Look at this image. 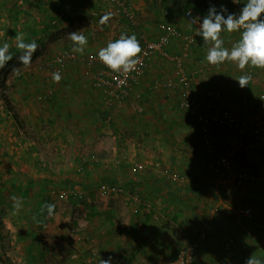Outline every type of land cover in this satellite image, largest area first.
<instances>
[{
  "label": "crops",
  "instance_id": "obj_1",
  "mask_svg": "<svg viewBox=\"0 0 264 264\" xmlns=\"http://www.w3.org/2000/svg\"><path fill=\"white\" fill-rule=\"evenodd\" d=\"M131 1L134 12L141 15V18L138 23L135 21L137 23L135 26L132 25L134 19H129L128 21H132L129 24L130 28L135 31L139 29L137 33H141L140 35L145 38V41L157 39L160 34V23L173 24L186 33H190L193 30V26L185 19L184 12H177L174 6L171 7V15L166 17V21L156 23L152 0ZM215 1L216 3H226L229 11H239L248 2V0H239L237 3L231 0ZM68 5L71 7L69 11L79 12L83 10L93 14L103 13L102 10L106 9L107 11L119 10L115 2L110 0H0V44L7 42L10 45V51L13 53V59L8 62V65L3 70H0V85L4 87L10 80L13 81H11L12 84H22L21 81L23 80L26 97H23L24 108L21 109V113L25 116L26 123L27 121L30 122L35 132L38 129H42L43 125H46V128L49 127L47 134L53 133L47 137L41 130L40 136L42 137L35 134L32 136V140L26 143L30 153L27 152L26 155L27 163L29 167L35 168V173L32 171V177L25 181L29 184L18 186V179H13L15 177V175H12L13 172L7 175L6 172L0 171V197H2L3 188L12 187L14 184L16 187H24L28 190L29 197L39 194L35 199L38 200L37 207L42 208V198L48 193L46 190L48 189V179L50 178L44 174L42 168L39 169L38 165L43 166L49 162L47 161L48 150L47 152L41 150L38 154H35L33 149L36 147L43 149L45 146L46 148H57L56 146H59L62 149L66 146L64 133L76 131L85 134L86 132H92L97 137L91 138V142L85 143L89 140L87 138L89 136L79 134L76 135L74 143L71 144L73 148L78 149L84 142L83 138H85L84 143L89 146L84 147L93 149L85 152V160L88 163H86L85 171H82L83 180L90 177L92 180H104L110 184L123 185L127 198L135 206L134 211L138 213V218L137 214L133 219L131 216L129 218V220L132 219L130 222H126L117 231L112 230L109 231V235H105V243L101 247H103L102 251L107 253L102 254L101 257H111L113 261L121 258L125 264H150V262L162 258L163 255H175L174 252L179 250L176 251L175 249L179 246V248L189 250L194 264H228L229 260L226 257V253H224L223 245L227 239L231 238L234 241L233 255H235L237 264H245L244 259L250 256L264 261V250L259 249L260 242L264 241V226L262 228L254 226V222L264 217V137L251 138L253 139V147L247 148L246 145L249 140L247 136L235 138V136H239L238 133L233 132L236 130L225 126H214L213 145L217 153L232 154L234 166L254 177L253 179H244L241 183H238L228 175H224V177L215 175L210 168L209 162H204L203 157L193 158V154V156L191 154L189 156L188 154L182 155L176 150L173 152L168 150V146L165 147L166 151H163V154L168 161L166 164L170 166L180 165L181 170L176 169V166H171V168L186 175L184 183H177L164 180L149 166L146 167L145 172L139 174L129 173V164L132 161H142L149 165L152 161H157L158 159L153 154L149 156V159H146L142 153L138 152V154L135 149L130 155L126 154L124 145H127V137L124 133H121V127L117 128V125L125 126L127 124L128 117L123 114L122 110L126 108L125 113L127 114L130 111V108L127 107L129 98L121 101V103L113 102L112 106L106 107L105 102L102 103L104 101L102 94L99 91L95 93L92 91V68L86 66L83 62L80 63V66H76V62L69 63L70 65L67 66L63 73L64 76L61 77L59 82H56V87H53L54 95L52 91L37 95L40 92V85L29 74L28 68L30 65L24 66L19 63L18 58L21 55V51L16 48L14 37L23 33L26 42L35 40L38 48L34 54L36 58L39 57L40 52L47 50L46 42L49 41V28L53 24L52 19L55 20L57 17L64 19L66 17L64 12ZM118 15L120 16L119 13ZM139 15H137L138 18ZM122 18L128 19L124 16ZM124 28L127 29L125 26H119V32ZM221 36L225 41V46L230 48L232 43L239 38V33H228L225 31L221 33ZM195 43L185 47L183 40L178 39L171 41L165 47L167 54L174 55L175 53L172 52H177L176 55L183 53L186 57L187 62L184 64V70L189 79L187 89L179 87L172 90L163 87L168 78L177 76L178 71L175 63L173 61L171 63L170 59L162 51H159L155 53L151 66H148L136 90L139 87L143 91L159 87L160 94H162L161 88L172 90L171 93L173 95L168 96H170L169 98H176L175 101H179V104L184 93L189 92L192 97L211 101L217 110L230 105L238 109L239 113H242L245 109H251L264 115V102L260 98V95L264 93V68L249 66L241 70L231 61H225L219 65L209 64L206 61L209 45L205 44L199 36H196ZM195 48L196 50H194ZM159 60H169L171 65L174 64L172 65L174 68H171V71H163L167 66L161 64ZM21 69H23V73H19L15 77L17 71ZM248 71H252L254 76L247 86L241 88L236 80ZM21 75H23V78L20 77ZM34 93L36 95H33ZM51 94L53 98L51 99V96V100L46 102L44 99ZM12 97L15 98L13 95ZM155 97L157 99L160 98L159 94L155 95ZM242 101H245L244 105ZM172 103L171 100H167L169 107L172 106ZM98 112H102V115L108 117V122L107 120L103 121L107 122L105 128H99L95 124L97 120L93 118L97 116ZM8 116L10 115L5 116L0 112V120ZM12 116L16 117L14 113H12ZM112 116L114 119H111ZM189 119L191 118L189 117ZM17 120L18 118L15 119L16 124L20 125V120ZM115 120L117 123L114 124ZM191 120L200 127L196 121ZM15 122L10 120L7 123L8 126L14 124L8 129L9 133L3 134V131L0 132V160L7 157L8 163L13 164H17V160L9 156L10 153H6L5 150L8 148H5L4 145L7 142H11L13 131H19L15 127ZM97 123L101 124L100 121ZM5 126L7 125L0 124L3 129ZM155 127H159V125L154 123L147 129L153 131ZM104 129H107V134L113 136L112 146L111 143L102 142V146L97 144L98 140H100L98 137L99 133L101 131L105 133ZM136 131L143 132L144 128L140 127ZM4 132H7V130H4ZM57 133L59 141L53 146V143H48L47 141L49 137L57 135ZM6 134H8L7 139ZM36 137L39 138V142L35 141ZM116 138L121 140L120 142L123 144L121 148L117 145ZM222 140L232 144L231 148L225 147ZM93 142L96 143V146L92 145ZM160 144L164 143L160 142ZM103 148L110 151L106 152ZM116 148L120 149L121 158V154L126 155L125 161L120 158L117 159ZM94 154L97 157L107 155L108 157L111 156V158L98 160V158L93 156ZM62 155L63 153L61 152V157L64 156ZM76 159L80 163L84 161L78 155H76ZM62 162H65V160L62 159ZM123 163L126 165H122ZM0 170L3 169L0 168ZM21 178L23 177L21 176ZM24 179H27V177H24ZM19 183L21 182L19 181ZM140 204L145 207L140 208ZM236 206L251 207L253 215L239 221L232 211ZM26 214L28 215L29 213H25L23 217L20 214H15L17 221L5 223L7 229L14 231V228H22L24 232L30 233L28 236H24V254L19 255L18 260H16L19 263L22 262L20 264H37L38 261H42V264H52L50 261L46 262L47 253H49V246L46 241L48 238L46 237L54 232L52 226H55L57 222L55 221L52 226L46 223L42 231L46 235L37 238L34 233L39 230L40 225L38 221L33 220V217L30 219L28 216L27 219H24ZM157 215L160 219L156 218ZM166 219H168V222H166ZM173 219H175L174 222L172 221ZM170 228L174 229L170 230ZM177 231L178 236L176 235ZM1 251L0 244V257L2 258ZM54 257L58 259L59 255H54ZM35 261L37 262L35 263Z\"/></svg>",
  "mask_w": 264,
  "mask_h": 264
},
{
  "label": "rangeland",
  "instance_id": "obj_2",
  "mask_svg": "<svg viewBox=\"0 0 264 264\" xmlns=\"http://www.w3.org/2000/svg\"><path fill=\"white\" fill-rule=\"evenodd\" d=\"M152 1H153L152 7L154 9V18L157 21L156 23L166 21L167 19L166 17L171 15L170 11L172 10L170 9L172 6L175 7L177 12H184L183 8L177 5L178 4L177 0H152ZM174 1L175 3L173 4ZM212 2L216 3L215 0H212ZM70 9L71 7L69 5L66 6L67 12L66 11L64 12L66 14V17H64V19L59 21V23L57 24H51V27L49 28L50 42L49 41L46 42L47 50H45V52H40L39 57L37 58L35 57L36 55L34 54L32 58V63L28 68L29 74L32 75L33 80L40 85V92L37 95L41 93L42 94L50 93L51 91L52 94L54 95L55 92L53 87H56V81L53 79L54 73H52L51 69L48 67V63L55 54L59 53V51H62L64 49L73 50L74 48V42L70 39L69 32H63V29L68 24L67 20L69 17H79L80 14L85 16V19L83 21L84 24H82L84 26L80 25V28L77 31H75L77 32V34H83L84 36L87 37V44L84 46V52L83 53L76 52L78 55H80V57L94 53L97 54L99 49L105 47L109 42L113 41L114 39L119 38L122 32H127L128 34H135L140 42L141 48L144 44L145 38L142 37V35H140L141 33H137L139 29H136V31L132 30L129 25L132 21L130 22L128 21L129 19H125V18L123 19L122 18L123 15L119 10L116 11L115 9V11H111V10L107 11L106 9V10H102L103 13L99 14L98 12L97 14L95 12L96 14H93L92 12H88V11L84 12L83 10L79 12L73 10L69 11ZM107 13H113V15L110 17L109 20L102 23L101 22L102 18ZM118 13L120 14V16L118 15ZM137 15L139 14H136L134 12V22H132V25L134 26L135 24L137 25L138 20L141 18V15H139V18ZM119 26L121 27L125 26L127 29L124 28L119 32ZM194 50H196V48ZM172 53L176 54L177 52H172ZM154 57L150 61L148 65L149 67L151 66ZM182 59H183V64H185L187 62L186 57L183 56ZM159 61L161 64H165L167 66V68L163 69V71L165 72H167L168 70L171 71V68H174V66H172L174 64L171 65V63H173L171 60H170L171 63L169 62V60H163V61L159 60ZM81 62L82 61H77L75 63L76 66H80ZM70 64H67L65 68L62 69V71L59 73L60 76L64 73L65 69ZM18 71L17 73H21V74L23 73V69ZM17 73L15 74V77H17L18 75ZM63 76L64 74L61 77ZM20 77L23 78V75H21ZM11 81L12 80L8 81V84L4 85V87L0 85V112H2L5 116L10 115L0 120V124L7 125L5 126L4 129L0 127V132L3 131L2 132L3 134L9 133L8 129H10V126L14 124L8 126L7 123L10 120L15 122V119L12 116V113H14L15 116L18 118L17 121L20 120L19 121L20 125L16 124L15 122L16 124L15 127L16 129H19V131H13L14 133L11 136V140H10L11 142L10 143L7 142L4 145V147L8 148L5 150L6 153L7 154L10 153L9 156H12L13 159H16L17 164L8 163V159L7 157H5L3 160H0V168L3 169L0 171L6 172L7 175L8 173L13 172L12 175H15V177L12 176L14 177L13 179L14 180L18 179L17 180L18 186H23L25 184H29L28 182L25 181H28V179L32 177L31 175L32 171L35 173V168L33 169V167L31 166L29 167L27 163L28 160L26 159L27 158L26 155L27 152L29 153L28 151L29 148L26 146V143L31 141L33 138L32 136H34L35 134H38V136H40L41 130H43V134H45L47 137L49 136V134H53V133L51 132L47 134L49 127L46 128V125H43L42 129H38L35 132V130L31 127L30 122L27 121L26 123L25 121L26 118L21 113V109L24 108L23 97H26L25 89H24L25 84L23 83V80L21 81L22 84H18V83L12 84L13 81L12 82ZM160 90L162 94H160L159 92V87L155 89L150 88V90L145 89L144 91L139 87L138 92L141 93L142 97L141 95H140L141 98L135 97L133 94H131L128 101L129 104H127V107L130 108V111L127 114L125 113L126 108L122 110L124 112L123 114L128 117L127 118L128 121L125 126L117 125V128L121 127L120 130L121 133H124L125 136L127 137L126 138L127 145H124L126 154L130 155L133 149L137 150V153L138 152L142 153V155L146 159H149V156L153 154L158 159L157 161H160L164 167H169L170 165L166 164L168 163L166 156H164L163 154V151H166L165 147L168 146L167 149L172 152L176 150L177 152H180L182 155L188 154V156L190 154L191 155L193 154L194 155V156L192 155L193 158L200 156L203 157L204 162L208 161L203 155L204 153L202 151V138H201V131L199 130L200 127H198V125H196L191 119H189V117L185 113L186 111L180 108L179 101L177 100L175 101L176 98L174 99L169 98L171 95H173V93H171L172 90L169 91V90H164L162 88ZM92 91L94 93L96 92V90H94L93 87H92ZM52 94L50 96H46L44 100L46 102L50 101L53 98ZM157 94H159L160 97L158 99L155 97V95ZM12 95L15 98H13ZM33 95L36 94L34 93ZM167 100H171L173 102L171 107L167 105ZM103 102H105L106 107H110L112 106V104H114L113 102L107 104L105 100L102 101V103ZM112 117L111 119H114V117L113 118ZM93 119L97 120L95 124H97L99 128H105V125H107L108 122V117L102 115V112L101 113L98 112L97 116H94ZM106 120H107L106 123L103 122ZM98 121H100L101 124L97 123ZM115 123H117L116 120L114 124ZM154 123L158 124L159 127H155V130L153 128V131L147 129L150 128V125H153ZM140 127L144 128L143 132L136 131V129L138 130L140 129ZM4 130H7V132H4ZM104 130L105 133H102V131L99 133L98 137L100 140H98L97 144L102 146V142L111 143L112 146L113 136H111V134L106 133L107 129ZM15 132H19V133H15ZM233 132L237 133L236 131ZM79 134H83V136L85 135L89 136L87 137L89 139L87 142H85V138H83L85 143H89L91 142V138L97 137L94 136L92 132H86L85 134L83 132H76V131L73 133L66 132L64 133L66 139L65 142L66 146H64L65 148L61 149V147L59 146H56L57 148H53V147L46 148L45 146L43 147V149H41V147L39 148L36 147L37 149L36 148L33 149L35 154L36 153L38 154L41 150H44L46 152L48 150L47 161L49 162H47L43 166L38 165V167L39 169L42 168L44 170V174H46L48 178H50L48 179L49 181L48 189L46 190L48 193H46L44 197L47 198V203L56 205L53 216L49 217L47 215V212L43 211L44 208L43 203H42V208L37 207L38 200L35 198L39 194L33 197H29L28 194L29 191L26 190L24 187L21 188V187L10 186L6 189L4 188L2 189L3 193L1 194L2 197H0V220L2 221L4 228H3V236L0 239V244L2 249L1 256L6 264L22 263V262L19 263L17 260L19 258V255L24 254V249H23V246H25V244H23L24 236L25 235L28 236L30 234L28 232H24L22 228L21 229L14 228V231H12L5 227V223H9V221H13V222L17 221V219L15 218V214L17 215L20 214L23 217L25 213H29L28 215L26 214L24 219H27L29 216L30 219H32L33 217L34 221H38L40 227L39 230H36V232L34 233V236H36L37 238L46 235V233L42 232L43 226L46 223L47 224L49 223V225L52 226V224L54 225L55 221L57 222L55 223V226H52L54 232L48 234V236L46 237L48 238V240L46 241L48 242V246H49L48 248L49 253H47L48 256L46 258V262L50 261L52 262V264H56V263L82 264L84 262V259H86L91 253H95L96 256H98L97 258L99 259L100 262L101 259L103 258L104 259L109 258L106 256L101 257L102 254L107 253V252H103L102 251L103 247H101L105 243L104 242V238L106 237L105 235L106 234L109 235V231L112 230L117 231L126 222H130L133 218H135L136 214L138 218V213L134 211L135 206L131 204L130 199L127 198V193L124 192L123 190L124 187H122L123 185L122 186L120 185L122 187L121 192L117 194H108L106 196H101L100 195L101 188L102 186L108 184V182L104 180H92L90 177L83 180L84 176L82 174V171H85L86 163H88L87 160H85L86 158L85 152H89L93 149L84 147V146H89L84 142L78 149L73 148V146H71V144L74 143V139L77 137L76 135ZM237 136H235V138L242 137L240 135L238 137ZM246 136L247 138H249V140L251 139L252 137L251 126H248L247 133L244 137ZM7 138H8V134H6V139ZM28 138L29 140H27ZM35 141L39 142V138L36 137ZM57 141H59L58 133L57 135H52L51 137H49L47 142L48 143L51 142L53 143L52 145L55 146ZM116 141L118 143L117 145L119 146V148H121V146L123 145L120 142L121 140L116 138ZM160 142H163L164 144H160ZM222 142L224 141L222 140ZM224 144L225 147L231 148L232 144H228L226 142H224ZM92 145L96 146V143L93 142ZM104 150L106 152L110 151L109 149H104ZM61 152L64 155V156L62 155L63 157H61ZM120 153H121L120 149L116 148L115 154L118 155L117 159L120 158L125 161L126 155L121 154L122 155L121 158ZM76 155L83 158L84 161L80 163L79 160L76 159ZM160 155L162 157V160ZM93 156H95V158H98V160L100 159L102 160L103 158L106 159L111 158V156L108 157L107 155L97 157L94 154ZM62 159L65 160V162H62ZM122 165L125 166L126 164L123 163ZM171 166L172 167L176 166V169L181 170V168L179 167L180 165L178 166L171 165ZM171 166L169 167L170 169H172ZM174 171L179 173L180 175H183V177H186V175L176 170ZM129 173H131L130 164H129ZM21 176L23 178H21ZM24 177H27V179H24ZM19 181L21 183H19ZM185 181L186 178L182 183H184ZM13 196L17 197L19 203L21 204L19 210H17L14 207V201L12 199ZM139 207L143 208L145 206L141 205ZM131 216L132 219L129 220ZM156 218L160 219L158 215L156 216ZM172 221L174 222L175 219H173ZM166 222H168V219H166ZM173 229L174 228H170V230ZM176 235L178 236V231L176 232ZM15 240L19 242H16ZM170 249L173 250L172 247H170ZM178 249L180 250L182 248H179L178 246V248L175 250L177 251ZM223 250H224V245H223ZM177 252H174L175 255ZM54 255H59V258L56 259ZM175 255H163L162 258L158 260L156 259L155 261L150 262V264H168L174 259ZM190 256L192 260V255ZM226 257L229 260L228 264H237L235 262V255L233 254L231 256L226 255ZM118 260L122 261L125 264L124 260L121 258L115 259L113 263ZM36 262L37 261H35V263ZM37 264H42V261H38Z\"/></svg>",
  "mask_w": 264,
  "mask_h": 264
},
{
  "label": "built area",
  "instance_id": "obj_3",
  "mask_svg": "<svg viewBox=\"0 0 264 264\" xmlns=\"http://www.w3.org/2000/svg\"><path fill=\"white\" fill-rule=\"evenodd\" d=\"M115 2L119 11L124 17L130 20L134 19V9L131 0H110ZM232 2H239V0H231ZM203 17V14L195 11L193 8H187L184 11V17L189 24L193 26L190 33L182 32L177 26L169 23H160V34L155 40L145 41L142 46L140 55L141 64L137 65L136 71L129 73L112 72L108 69L98 58L97 54H90L81 56L71 49H64L55 54L48 63V67L52 73H60L65 66L72 62L82 61L86 66L92 68V87L94 90L99 91L107 104L111 102H121L126 100L133 94L135 97H140L141 93L136 90L137 86L142 81L148 65L155 53L162 51L171 61L175 63L178 74L175 78H168L163 87L167 89H177L179 87L188 88L189 79L184 70L182 57L184 54H167L165 47L171 41L178 39L183 40L186 45L195 43V32L198 31L199 24H196L195 17ZM194 38V39H193ZM196 44V43H195ZM251 77L254 76L252 71H248ZM233 85V84H231ZM261 100L264 102V93L260 95ZM245 104V101H242ZM180 108L186 111L191 118L196 121L201 127L202 138V151L205 158L210 162V168L215 175L230 176L238 183L244 179L253 176L248 175L244 171L237 169L233 163L232 154H219L213 145V128L214 126H225L229 129L236 130L240 136L244 137L247 133L248 126H251L252 137L257 139L264 137V115L260 112L245 109L242 113L238 109L230 105L222 107L217 110L211 101L202 100L192 97L189 92L184 93L180 101ZM253 139L247 141V148L253 147ZM152 167L164 180H170L177 183H182L185 179L183 175L175 172L169 167H164L159 161H152L149 165L145 162L132 161L130 163V171L132 174H139L146 171V167ZM264 179V176H263ZM122 191L120 185L106 184L102 186L100 195L106 196L108 194H117ZM61 196V194H60ZM217 210V209H215ZM233 213L236 218L241 221L253 215V209L249 206H236L233 208ZM256 228L264 226V217L254 222ZM234 241L228 239L224 243V251L227 256L233 254ZM259 249L264 250V241L259 244ZM95 253H91L82 264H101ZM247 258L244 259L246 261ZM0 264H6L0 257ZM113 264H124L122 261H115ZM168 264H194L191 260L190 252L186 248L180 249L174 259Z\"/></svg>",
  "mask_w": 264,
  "mask_h": 264
},
{
  "label": "clouds",
  "instance_id": "obj_4",
  "mask_svg": "<svg viewBox=\"0 0 264 264\" xmlns=\"http://www.w3.org/2000/svg\"><path fill=\"white\" fill-rule=\"evenodd\" d=\"M112 15L113 13L105 14L101 22L109 20ZM194 20L199 24L195 36H199L209 45L206 55L209 64L219 65L231 61L241 70L249 66L264 68V0H248L239 11H229L227 4L223 2H209L206 14L202 18L197 16ZM225 31L239 33V38L230 48L225 46L221 36ZM69 36L74 42L73 51L83 53L87 37L77 32L70 33ZM14 39L16 48L21 51L19 63L29 66L33 54L37 51V42L35 40L26 42L23 33L17 34ZM141 52L142 48L136 35L122 32L119 38L99 49L97 58L112 72L129 73L136 71L137 65L141 64L139 55ZM12 59L10 45L7 42L0 44V70H3ZM251 78L249 73H243L236 81L243 88L249 84ZM53 79L59 82L60 74L54 73ZM12 199L14 207L19 210L21 204L18 198L13 196ZM44 208L51 217L54 215L56 205L47 203ZM101 264H113V260L111 257L101 259ZM245 264H264V261L250 256Z\"/></svg>",
  "mask_w": 264,
  "mask_h": 264
},
{
  "label": "trees",
  "instance_id": "obj_5",
  "mask_svg": "<svg viewBox=\"0 0 264 264\" xmlns=\"http://www.w3.org/2000/svg\"><path fill=\"white\" fill-rule=\"evenodd\" d=\"M178 2V6L182 7L183 10H186L187 8H193L195 11L202 13L203 15L206 14L209 2L213 3L212 0H177ZM175 3V1L173 2V4ZM63 18L57 17L55 20H53V24H57L59 23V21H61ZM85 19V16L81 15L79 17H69L67 22V26L63 29V32H69L73 33L75 31H77L80 28V25L84 24L83 21ZM84 26V25H82ZM187 114L188 117L191 118V116L185 112ZM15 119H17L16 117H14ZM192 119V118H191ZM200 131H201V127H200ZM12 185V184H11ZM12 187H16L14 186V184L12 185ZM2 196V195H1ZM49 202V201H48ZM42 203H43V207L45 204H47V198L43 197L42 198ZM44 212H47L45 208H43ZM3 223L0 220V239L3 236Z\"/></svg>",
  "mask_w": 264,
  "mask_h": 264
}]
</instances>
